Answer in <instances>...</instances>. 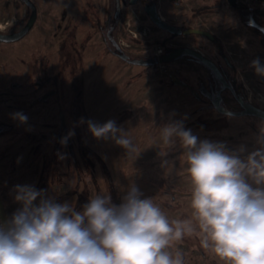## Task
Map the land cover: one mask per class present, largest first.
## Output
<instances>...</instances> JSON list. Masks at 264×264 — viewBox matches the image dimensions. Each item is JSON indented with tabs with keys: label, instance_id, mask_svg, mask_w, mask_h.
<instances>
[{
	"label": "rangeland",
	"instance_id": "1",
	"mask_svg": "<svg viewBox=\"0 0 264 264\" xmlns=\"http://www.w3.org/2000/svg\"><path fill=\"white\" fill-rule=\"evenodd\" d=\"M33 1L38 8L37 22L33 28L21 39L0 41V58L6 63L2 74L5 86L0 85V88L10 91L11 80H18L20 85L22 83L24 97L30 93L34 99L30 103L33 106L30 122L37 125L39 121L34 111L40 108L34 102H38L37 93L41 94L42 91H35L28 85L33 79V68L39 71L41 58L46 53V64L52 73L58 64L57 96L63 105L65 101L69 103L74 100L76 88L82 91L77 104V124L88 148H77V164H73L80 181L76 175L72 179L66 178L67 175L58 177L59 170L54 172L50 162L46 163L49 176L41 178L42 187L47 188L53 183L59 187L62 194L56 201L58 204L68 203L76 206L73 209L80 212L90 198L96 194H107L112 204L119 206L129 187L135 185L143 194L142 198H152L170 221L189 219L192 216L191 183L185 172L187 164L183 149L178 139L171 146L166 145L160 128L182 123L183 128L190 129L198 141L222 144L230 152H237L243 147L245 151L242 157L260 147L257 138L261 128H264L263 120L251 115L222 114L206 96L199 94L197 98L188 87L172 79L174 75L198 90L200 83L207 85L213 79L206 65L188 57H181L175 62H159L157 65L133 64L110 50L114 46L107 32L114 21L115 0ZM147 1L156 3L163 19L177 27L203 28L212 32L217 39L213 41L196 33L171 37L169 31L151 20L145 9ZM215 1L136 0L131 3L130 0H121L119 23L112 35L131 57L158 56L160 49L162 55L168 52L163 42L171 48H196L221 65L228 77L232 78L235 73L242 91L254 104L264 108V77L257 75L250 66L255 59L264 65V40L258 31L248 28L238 12L230 6L225 5L199 16L194 14L196 8ZM29 15L30 8L22 0H0V31L6 32L10 27L21 25ZM221 52L233 68L223 55L220 56ZM21 62L23 78L18 76ZM11 92L15 97L21 94L17 89ZM224 97L228 108L239 109L230 91L224 92ZM72 110V106L67 105L65 113L68 117ZM86 114L89 121L100 125L109 120L115 121L118 128L129 133L136 152L128 155L113 140L96 139L85 125ZM47 120H51V117L47 116ZM21 129L23 132L26 130L21 145H29L27 150H23L34 152L31 146L35 138L27 134L26 126ZM41 136L39 138L42 139ZM4 138V134L0 135V145L7 141L10 143V139ZM46 143L50 153L53 151L52 138ZM24 151L22 159L27 160L29 156ZM46 154L45 150H41L39 155L42 162ZM61 160V171L68 170L67 159L61 157ZM9 173L0 170V178L4 179L0 189H4L8 196L12 187L8 182ZM52 175L56 179H52ZM74 189H77V193ZM69 193L71 195L67 196ZM13 209H10L12 215ZM174 248L183 253L184 264L197 261L199 264H223L210 250L202 248L195 234L185 236Z\"/></svg>",
	"mask_w": 264,
	"mask_h": 264
},
{
	"label": "clouds",
	"instance_id": "2",
	"mask_svg": "<svg viewBox=\"0 0 264 264\" xmlns=\"http://www.w3.org/2000/svg\"><path fill=\"white\" fill-rule=\"evenodd\" d=\"M250 66L264 77L259 59ZM13 118L27 122L20 112ZM87 123L96 139H111L128 155L136 152L115 121ZM160 133L166 145L178 139L183 149L191 218L170 221L135 185L119 206L109 195L96 194L80 212L44 198L43 190L17 185L15 200L22 207L0 223V264H184L174 246L193 234L223 264H264V128L260 147L243 157V147L230 152L222 144L198 141L179 122Z\"/></svg>",
	"mask_w": 264,
	"mask_h": 264
},
{
	"label": "flooded vegetation",
	"instance_id": "3",
	"mask_svg": "<svg viewBox=\"0 0 264 264\" xmlns=\"http://www.w3.org/2000/svg\"><path fill=\"white\" fill-rule=\"evenodd\" d=\"M153 7H157V4L153 3V2H149V1H147L145 3L146 11H147V9L151 10ZM27 20H26V22H27ZM26 22L23 21L22 24L19 26L15 25L13 27H10L6 32L7 33H13V32L19 31L25 25ZM36 22H37V20H36ZM113 23H114V21H113ZM113 23H112V25H113ZM118 23H119V20L115 24V27H113L111 25V27L108 29L107 34H108V38L110 40H112V38H114L112 35V32H113V30H115ZM177 35H180V34H177ZM62 42H60V45H59L60 51H61V47H62L61 46ZM176 47H178V46H176ZM173 48H175V47H172L171 50ZM113 49L114 48H110V50H112V51H113ZM168 51H170V50H168ZM45 54H43V57L41 58L42 67H40L39 71H37V70L35 71L33 68V73H32L33 79L30 82V84L28 85V87H30V88H35L36 89L35 91H39V90L42 91L41 94L37 93L38 102H34L35 104H38L39 108H40L39 131H40V134L42 135L41 136L42 139L40 142L43 146L42 149L45 150V152L47 153L45 155V161L43 162L44 173H43L42 178L47 177L49 171L46 170L47 169L46 163L50 162L52 164L51 167H53V165H56V164L59 166L58 167V170H59V176L58 177L67 175L66 178L72 179L73 175H76V178L79 179L80 178L79 173L75 170L76 167L73 168V164L74 165L77 164V161H76V159L78 158L76 156L77 148L79 150H81L83 148H85V149L88 148L85 145V142L83 141V139L80 135V130L78 129V124H77V122H78L77 104H78V100L80 98V95L82 94V91L81 90L77 91V88H76L75 94H76V96L77 95H79V96H77V97L75 96L74 100L69 102L70 104L67 103V101H65V103L63 105V103L61 102V99L58 98V96H57L58 95V85H57L58 84V82H57L58 64H57L55 71H53V73H52L50 71V67H48V64H46L47 61L45 60L46 59ZM184 57H188L190 59L196 60L195 58H193L191 56H184ZM176 60L170 61V62H175ZM226 62L231 66V68H233V65H231V63L228 60H226ZM36 66H34V67L37 69ZM211 72L213 73V71H211ZM227 78H228V75L226 74V79ZM215 79H216V83H215L216 85L211 84L212 80L208 83L209 86L205 85L204 83H200L198 90H196L193 86L184 82L181 79H180V82H178V83L183 85V86L185 85L186 87H188L190 89V91L192 92V94L197 98L200 97L199 94L206 96V98L210 101L212 106L217 111H219L214 106L213 100L217 96V92L222 88L223 83L216 76H215ZM227 81H228V79H227ZM228 82L231 84V87H226L225 89L222 90L221 104L223 106H225L226 108H228L225 104L224 92L230 91L233 99L238 104L239 109L238 110H234V109H230V108H228V109L233 110V111H241L244 109V107L242 106L239 99L242 98L244 101H250V102H252V100L242 91L241 87H239V86L236 87V86H234V84L232 82H230V81H228ZM49 85H52V87L49 88ZM203 87H206L207 90H209L211 92L212 96H209L207 93H204L202 91ZM13 88H14V84H12L11 90L6 91L4 93V95L5 96L9 95L11 97H15L12 95V92H11V91H13ZM26 95L28 97L26 108H28L31 111V109H33V106H31L30 103L32 100L34 101V99L31 97L30 93H27ZM67 105H71L73 108L72 113H69V117L65 113V109H66ZM54 106H57V108H55ZM222 114H225V113H222ZM226 115H234V116L251 115V116H255V117L264 121L263 118H261L257 115H253V114H243V115L226 114ZM47 116H49V118L51 117V120H47ZM84 120H85V125L88 126L87 122L89 121V117L87 114L85 115ZM26 124H27L26 126L29 128V130H28L29 132L27 134L29 136L31 134V137H33L34 132L32 129H33L34 123L30 122V119H28ZM70 131H73L74 135H72L70 138L67 139L66 145H63L61 143V140H62V138L67 137L68 133ZM51 138L53 141V151H51L49 153L48 147L46 146V144H47L46 142H48ZM40 152L41 151H38V153H40ZM48 155H49V157H48ZM61 157L66 158L68 161V170H66V171H61V169H63V167H61V165H62ZM60 167H61V169H60ZM91 176H93V173ZM79 181H80V179H79ZM76 190L77 189H74L73 191H76ZM88 192H89V190H88ZM76 193H77V191H76ZM69 195H71V193L67 194V196H69ZM75 205H77V203ZM73 207L75 208L76 206H73ZM74 211H75V209H74ZM202 250H204V249H202ZM202 253H203V255H205L204 251H202ZM194 264H199V262L197 261V263L195 262Z\"/></svg>",
	"mask_w": 264,
	"mask_h": 264
},
{
	"label": "crops",
	"instance_id": "4",
	"mask_svg": "<svg viewBox=\"0 0 264 264\" xmlns=\"http://www.w3.org/2000/svg\"><path fill=\"white\" fill-rule=\"evenodd\" d=\"M0 50H1L0 53H2V49ZM1 63L2 66H0V85L5 86L4 80L2 79V74L5 72L3 69L5 61H1ZM20 64L22 68L19 73L20 75L18 76H20V78H23L22 76L23 62H21ZM14 67L16 70H18L15 65ZM11 81L12 84H14L13 89L14 90L17 89L19 92H21V94H19L18 97H10L9 95L5 96L4 93L7 90L6 89L2 90L0 88V135L4 134L7 140L10 139V143L7 141L0 145V170L3 171L5 174H8V172H10L8 176V182L9 183L11 182L12 187H10V191H11L10 195L8 196L7 200L4 202L7 213L10 218L12 217V213L10 212L11 208L12 209L14 208L13 212L15 213L17 212V210H19L22 207V205L15 200V196H16L15 188L17 185L20 186L28 185L34 187L38 191L43 190L44 198L48 195L49 196L48 199H51L53 201H57V199H60V196L62 194L56 183H53L52 186H47V188L41 186V178H42L41 174L44 173L43 172L44 169H42L43 162L40 159V155H39L40 153H38V151L43 150L42 149L43 146L40 142L41 138H39L40 135L39 123L37 125L33 124L36 127H33L32 129L34 132L32 138H35V141L33 140L31 149H34V152L23 150V148L28 149L29 147V145H25V146L21 145L23 135L26 133V130L25 132H23L21 131L22 130L21 128L25 127L27 125L26 124L27 122L21 123L19 120L13 118V114L17 112L23 113L24 115L27 116V120H28L30 119L31 111L28 108H26L27 97L26 96L24 97L23 95L22 86H21L22 83L20 85L18 80H11ZM34 112L37 113L36 117H37V121H39L40 110L35 109ZM26 128L28 131L29 128L27 126ZM23 151L25 152L26 156H29L27 160L22 159ZM22 160L23 162L24 161L25 162L22 163L21 162ZM3 184H4V179L0 178V185L2 186ZM13 191H15V195L13 194L14 193ZM38 203H39V198L37 199V201H34V204H38Z\"/></svg>",
	"mask_w": 264,
	"mask_h": 264
},
{
	"label": "water",
	"instance_id": "5",
	"mask_svg": "<svg viewBox=\"0 0 264 264\" xmlns=\"http://www.w3.org/2000/svg\"><path fill=\"white\" fill-rule=\"evenodd\" d=\"M23 2L30 8V15L28 17L27 22L19 31H16V32L7 33V32L0 31V41L9 42V41H15V40L21 39L34 26L38 18L37 5L35 4L33 0H23ZM130 2L134 3L136 2V0H130ZM229 2L233 6L237 5L236 0H229ZM121 6H122L121 0H115L114 23L112 25L113 27H115V24L118 22L120 18ZM147 12L149 13L151 20L157 26L161 27L164 30L172 32L176 35L196 33V34L205 35L209 37L210 39L214 38V34L212 32H210L209 30L203 29V28L192 27L188 29H181L177 27L175 24H172L166 21L165 19H163L157 7H153L151 10L147 9ZM250 24L258 28L260 31L264 32V25L257 22L255 19H251ZM111 41L114 46L113 53L118 55L122 59L130 63H133V64L153 65V64H158L159 62L174 61L184 56H191L195 58L197 61L206 65L211 71H213L214 75L223 83L222 88L217 92V96L213 100L214 106L221 113L236 114V115L253 114V115H257L264 119V108L257 106L250 101H244L242 98L239 99L242 106L244 107V109L241 111L230 110L221 104L222 90L225 89L226 87H231V84L227 81L226 77L224 76L223 72L221 71L217 63L213 59L209 58L204 53H202L200 50L190 47V46H178L168 52H164L159 57L158 56L149 57V58L131 57L127 52H125V50L120 45L117 39L112 38ZM172 79L176 81L177 83L180 82V79L174 75L172 76ZM202 91L204 93H207L209 96H212L211 92L207 90L206 87H203ZM0 218H1L2 223H6L8 220H10V217L7 213L6 206L2 198L1 192H0Z\"/></svg>",
	"mask_w": 264,
	"mask_h": 264
},
{
	"label": "trees",
	"instance_id": "6",
	"mask_svg": "<svg viewBox=\"0 0 264 264\" xmlns=\"http://www.w3.org/2000/svg\"><path fill=\"white\" fill-rule=\"evenodd\" d=\"M263 3H264V0H251L250 3H245V2L239 1L236 6H233V5L230 4L229 0H216L212 4H205V5L201 6V7L196 8L195 11H194V14L196 16H199L200 14L213 11V10H215V9H217L219 7L225 6V5L230 6L232 9H234L235 11L238 12L242 22L248 28H250L252 30H255V31H258L260 33L261 37L264 40V32L260 31L258 28L254 27L253 25L250 24V20L251 19H255L257 22H259V23L264 25V4ZM170 34H171L170 35L171 37L177 36L176 34H174L172 32H170ZM216 39H217V37L214 35V38L211 39V40L215 41ZM163 45L165 46V51L171 50V47L167 46L166 42H163ZM221 55L224 56L225 54L223 52H221L220 56ZM224 58H225V60H227L226 56H224ZM217 65L220 67V69L222 70V72L224 74L225 72L222 69L221 65H219V64H217ZM224 75L226 77V73ZM212 77H213V79H212L211 84L216 85L215 84L216 83V79H215V76H214L213 73H212ZM227 79H228V81L232 82L234 84V86H236V87L238 86V81H237L238 77L235 75V73L232 74V78L228 77ZM207 86H209V85L207 84ZM51 166H52V164H51ZM53 166H54V172H56V169H58L57 164L53 165ZM54 178L56 179L55 176H53L52 179H54ZM0 192H1L2 198H3L4 202H5L7 200V198H8V195L4 191V189H2V188L0 189ZM54 202L57 203L56 201H54Z\"/></svg>",
	"mask_w": 264,
	"mask_h": 264
},
{
	"label": "built area",
	"instance_id": "7",
	"mask_svg": "<svg viewBox=\"0 0 264 264\" xmlns=\"http://www.w3.org/2000/svg\"><path fill=\"white\" fill-rule=\"evenodd\" d=\"M236 1H237V3H238L239 1H242V2H245V3H250L251 0H236ZM263 4H264V3H263ZM160 52H162L161 49L159 50V54H160ZM159 54H158V56H159ZM160 55H161V54H160ZM0 223H2L1 218H0Z\"/></svg>",
	"mask_w": 264,
	"mask_h": 264
}]
</instances>
